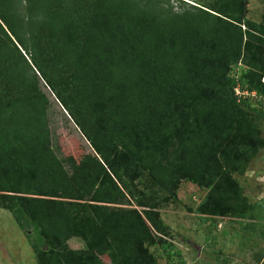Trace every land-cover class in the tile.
I'll use <instances>...</instances> for the list:
<instances>
[{"label": "trees", "instance_id": "obj_1", "mask_svg": "<svg viewBox=\"0 0 264 264\" xmlns=\"http://www.w3.org/2000/svg\"><path fill=\"white\" fill-rule=\"evenodd\" d=\"M192 1L0 0V207L39 264L171 259L161 209L184 181L203 221L261 227L238 176L264 148V101L235 88L264 97V21L249 0ZM53 105L86 142L76 167Z\"/></svg>", "mask_w": 264, "mask_h": 264}, {"label": "rangeland", "instance_id": "obj_2", "mask_svg": "<svg viewBox=\"0 0 264 264\" xmlns=\"http://www.w3.org/2000/svg\"><path fill=\"white\" fill-rule=\"evenodd\" d=\"M193 2L192 0H187ZM264 0H249L247 16L264 21ZM254 101L261 97H251ZM51 102L54 98L51 97ZM259 102V101H258ZM53 105L49 109L53 145L68 166L76 167L86 153V142L72 123L66 122L64 111ZM264 137V120H259ZM250 198L264 200V148L253 159L245 174L238 176ZM204 191L190 182H182L178 201L161 209L162 218L170 226V242L175 248L171 259L162 246H152L160 264H264V221L251 235L239 221L218 217L203 221L193 212ZM73 248L83 247L78 238L69 240ZM0 264H39L26 233L19 228L10 211L0 207Z\"/></svg>", "mask_w": 264, "mask_h": 264}, {"label": "built area", "instance_id": "obj_3", "mask_svg": "<svg viewBox=\"0 0 264 264\" xmlns=\"http://www.w3.org/2000/svg\"><path fill=\"white\" fill-rule=\"evenodd\" d=\"M263 81H264V77H263ZM236 92L239 94V96H246V95H250L251 97H258L257 93L255 91L249 92V90H243L241 91V89L239 87H236ZM263 101H264V97H262Z\"/></svg>", "mask_w": 264, "mask_h": 264}]
</instances>
